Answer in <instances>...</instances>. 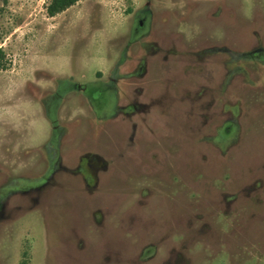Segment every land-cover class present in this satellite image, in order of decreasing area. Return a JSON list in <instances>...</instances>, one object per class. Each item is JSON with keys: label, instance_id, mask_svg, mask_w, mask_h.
Returning a JSON list of instances; mask_svg holds the SVG:
<instances>
[{"label": "rangeland", "instance_id": "1", "mask_svg": "<svg viewBox=\"0 0 264 264\" xmlns=\"http://www.w3.org/2000/svg\"><path fill=\"white\" fill-rule=\"evenodd\" d=\"M49 1L0 0V264H264V0Z\"/></svg>", "mask_w": 264, "mask_h": 264}, {"label": "flooded vegetation", "instance_id": "2", "mask_svg": "<svg viewBox=\"0 0 264 264\" xmlns=\"http://www.w3.org/2000/svg\"><path fill=\"white\" fill-rule=\"evenodd\" d=\"M153 12L152 10L148 9V8H144V12L135 20V22L130 26V28L128 29V32L130 33H137L139 34L140 32H143L146 28V25L148 24V21L151 20L153 17ZM93 84H87V87L91 88V92L92 94H88V92L86 93L87 96H89V99H90V96H92L91 98L93 97H98L100 98L101 95H104L105 94V89L101 86H93ZM93 88L95 90V92L93 93ZM84 90H86V88H84ZM89 91V90H88ZM92 100V99H90Z\"/></svg>", "mask_w": 264, "mask_h": 264}, {"label": "trees", "instance_id": "3", "mask_svg": "<svg viewBox=\"0 0 264 264\" xmlns=\"http://www.w3.org/2000/svg\"><path fill=\"white\" fill-rule=\"evenodd\" d=\"M78 0H50L46 6V12L49 16H53L69 6L73 5ZM6 62V55L2 47L0 46V69L3 68ZM17 264H31L29 258L22 255L21 259L18 261Z\"/></svg>", "mask_w": 264, "mask_h": 264}]
</instances>
